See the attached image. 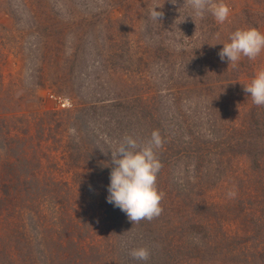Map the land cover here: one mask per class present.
<instances>
[{"label": "rangeland", "instance_id": "obj_1", "mask_svg": "<svg viewBox=\"0 0 264 264\" xmlns=\"http://www.w3.org/2000/svg\"><path fill=\"white\" fill-rule=\"evenodd\" d=\"M223 2L219 23L191 0H0V264H164L129 253L169 242L187 264H264V172L218 156L207 128L211 115L226 130L264 118L243 90L264 51L218 55L237 29L264 33V0ZM154 130L160 153L199 140L205 155L166 160L161 213L132 223L107 202L104 163L125 136L146 143ZM204 228L219 247L199 253Z\"/></svg>", "mask_w": 264, "mask_h": 264}, {"label": "clouds", "instance_id": "obj_2", "mask_svg": "<svg viewBox=\"0 0 264 264\" xmlns=\"http://www.w3.org/2000/svg\"><path fill=\"white\" fill-rule=\"evenodd\" d=\"M191 6L195 15H203L207 10L219 23L229 16V8L223 0L215 5L209 0H191ZM157 9L151 10L150 15L160 20L163 12ZM222 45L218 55L229 64H235L241 56L255 59L264 51V33L254 27L240 28L231 33L228 42ZM243 90L249 94L253 104L264 106V69L259 70L243 86ZM161 144L157 130L151 133L146 143H138L132 136H125L114 151H109L111 160L104 163L110 168L107 202L124 212L132 223L151 220L162 211V194L156 187L157 174L162 165L155 151ZM129 254L137 261L147 262L149 259V250L145 247L133 248Z\"/></svg>", "mask_w": 264, "mask_h": 264}, {"label": "trees", "instance_id": "obj_3", "mask_svg": "<svg viewBox=\"0 0 264 264\" xmlns=\"http://www.w3.org/2000/svg\"><path fill=\"white\" fill-rule=\"evenodd\" d=\"M154 111L156 112L157 109L153 107H143L141 109H138L139 114L143 115H141V117H143L142 120L147 119L148 121L152 122V126L155 125V122H153V117L155 116ZM211 117L212 125H208L207 128H211L214 132H216V152L217 154H219L218 156L226 157L231 155H246V157H249L252 161L253 170L259 171L260 173L264 172V162L262 161V159L264 160V118L253 116L254 118L250 126L234 128L230 125V128H232V130H226L229 127L228 125L220 124V121L216 119V116L214 115H211ZM215 120L216 124H214ZM221 126H224L225 129H222ZM198 141H192L190 143V146L186 147L187 150L183 151L185 149L183 148L182 151L175 153L174 155H168L169 153L167 152V150L163 153H160L158 148L156 150V154L158 158L161 159V165H165V161L172 156L176 159H184V156H193L197 160L203 159L205 154L200 152V147L197 146ZM203 231L204 237L202 245L204 248H200L199 253H206V251L211 247L218 248L219 244H214V239L209 233V230L204 228ZM146 233L147 232L144 231V237L147 236ZM152 243V241L149 242V246ZM159 245L157 244V246L154 247L150 246L149 253L153 257L155 256V254H157L159 259H161V257H164V264H187V261L189 260L188 258H193V256H190L186 260H184L185 257L181 256L182 254H180V251H177L180 250V247L171 245V242H169V244L167 243V245H165L164 247Z\"/></svg>", "mask_w": 264, "mask_h": 264}, {"label": "built area", "instance_id": "obj_4", "mask_svg": "<svg viewBox=\"0 0 264 264\" xmlns=\"http://www.w3.org/2000/svg\"><path fill=\"white\" fill-rule=\"evenodd\" d=\"M51 99H54L59 105H61L62 107H67L69 104L66 100H63L61 98H58L56 96H51Z\"/></svg>", "mask_w": 264, "mask_h": 264}]
</instances>
